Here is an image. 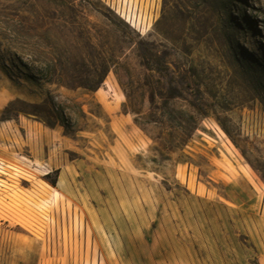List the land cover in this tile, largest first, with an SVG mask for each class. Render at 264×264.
I'll list each match as a JSON object with an SVG mask.
<instances>
[{
	"label": "rangeland",
	"instance_id": "rangeland-1",
	"mask_svg": "<svg viewBox=\"0 0 264 264\" xmlns=\"http://www.w3.org/2000/svg\"><path fill=\"white\" fill-rule=\"evenodd\" d=\"M0 264H264V0H0Z\"/></svg>",
	"mask_w": 264,
	"mask_h": 264
},
{
	"label": "bare ground",
	"instance_id": "bare-ground-1",
	"mask_svg": "<svg viewBox=\"0 0 264 264\" xmlns=\"http://www.w3.org/2000/svg\"><path fill=\"white\" fill-rule=\"evenodd\" d=\"M231 148H232V147H231ZM36 170H38V169H35V171H36ZM39 170H40V169H39ZM39 170H38V171H39ZM36 172H37V171H36ZM39 173H41V172H39ZM41 175L44 176V175H46V173H43V174H41Z\"/></svg>",
	"mask_w": 264,
	"mask_h": 264
}]
</instances>
